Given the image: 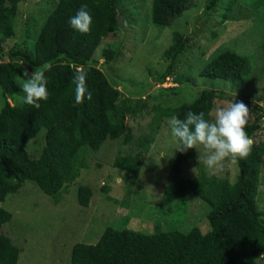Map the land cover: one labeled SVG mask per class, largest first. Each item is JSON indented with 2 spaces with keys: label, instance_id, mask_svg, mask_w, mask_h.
I'll use <instances>...</instances> for the list:
<instances>
[{
  "label": "rangeland",
  "instance_id": "rangeland-1",
  "mask_svg": "<svg viewBox=\"0 0 264 264\" xmlns=\"http://www.w3.org/2000/svg\"><path fill=\"white\" fill-rule=\"evenodd\" d=\"M58 1L19 0L14 35L5 42L3 50L19 48L33 53L40 30ZM208 1L192 0L190 7L166 28L152 24V0L119 1V29L102 40L94 58L98 62L95 67L105 73L129 107L124 124L132 138L127 144L123 137L106 140L98 151H84L79 177L61 190L57 204L32 181H26L17 193L6 197L2 207L12 217L0 227V233L20 249L17 264H71L73 245L97 243L107 227L139 235L193 227L202 234L210 230L207 205L191 195L182 182L196 175L194 161L199 163V155L203 159L206 150L203 146L193 148L194 161L173 171L172 162L180 144L173 141L167 123L173 115L166 111L192 103L203 89L228 93L232 98L216 101L213 110L235 100L243 102L250 112L247 124L261 125L252 137L253 146L264 144V0H217L205 15ZM174 32L190 38L171 73L159 83L156 78L168 65L163 53ZM107 48L118 54L105 65L102 52ZM224 51L249 57L252 68L246 83L201 76L204 67ZM24 70L18 64L13 72L18 93L5 98L0 89V110L5 102L15 106L23 103ZM44 132L24 146L32 159L41 155ZM144 136L153 141L142 155L141 171L131 174L115 168L113 163L118 156L139 154L138 141ZM262 155L256 202L264 228V145ZM200 164L209 176L227 178L231 183L237 178L236 163L225 161L223 170L215 173L202 160ZM81 185L92 190L86 207L77 202ZM262 256L264 253L258 255L256 264H264Z\"/></svg>",
  "mask_w": 264,
  "mask_h": 264
},
{
  "label": "trees",
  "instance_id": "trees-1",
  "mask_svg": "<svg viewBox=\"0 0 264 264\" xmlns=\"http://www.w3.org/2000/svg\"><path fill=\"white\" fill-rule=\"evenodd\" d=\"M120 0H59L49 15L35 42L33 53L19 48L3 50L5 42L14 35V23L19 0H0V89L9 98L19 92L13 72L21 64L29 73L36 68L45 71L48 98L36 109L23 103L20 106L5 102L0 110V227L11 220L2 207L10 194L17 193L26 181H32L57 204L59 193L78 177L83 162L80 156L87 149L98 151L106 140L123 137L127 144L132 135L126 128L129 107L121 101V92L105 73L95 67L94 58L102 40L118 29ZM192 0H152L151 22L166 28L186 11ZM217 0L205 5V15ZM86 4L92 17L88 33H80L69 25L70 17ZM189 36L174 32L170 46L163 55L168 61L164 73L156 78L163 83L171 73L176 58L185 50ZM107 48L102 52L104 64L117 57ZM264 59V44H263ZM5 60V61H4ZM47 65V68L44 66ZM252 65L249 57L232 51L219 53L202 70L201 76L225 82L246 83ZM74 69L85 72V85L92 99L81 103L75 100ZM173 90V89H169ZM180 90L177 89V92ZM176 92V93H177ZM232 98L228 93L203 89L190 104L166 111L183 120L188 112L213 111L218 100ZM255 107H258L254 105ZM261 125L252 122L245 131L254 137ZM44 132L45 146L37 159L24 148ZM153 138L144 136L138 141L137 155L118 156L113 163L117 169L138 174ZM261 144V143H260ZM261 145H254L249 155L236 162L235 182L209 176L202 164L195 162L194 149L177 151L173 171L190 160L196 175L183 180L185 188L207 205L206 218L210 230L202 234L199 228L182 231L170 229L149 235L130 234L107 227L95 244L76 243L71 250V264H256L264 253V228L260 221L256 197L263 161ZM106 191V189H104ZM92 190L84 185L77 189V202L86 207ZM20 249L0 233V264H17Z\"/></svg>",
  "mask_w": 264,
  "mask_h": 264
},
{
  "label": "clouds",
  "instance_id": "clouds-1",
  "mask_svg": "<svg viewBox=\"0 0 264 264\" xmlns=\"http://www.w3.org/2000/svg\"><path fill=\"white\" fill-rule=\"evenodd\" d=\"M92 23V17L86 4H83L69 19L70 27L80 33H88ZM47 67V65L44 66V68ZM86 75L85 72L74 69L73 83L75 84L76 103H81L85 97L88 100L92 99L91 92L85 85ZM21 79L23 80L21 90L24 94V103L39 109L41 102L48 98L45 71L38 67L29 73L25 69ZM249 113L248 107L243 102L235 100L209 112L210 119L205 118L204 112L190 111L183 120L172 116L167 123L173 141L182 145L180 151L193 148L198 150V146H203L207 155L203 159L199 155V163L202 160L206 168L215 173L223 170L225 161L234 164L249 155L254 143L245 131ZM261 259H264V256Z\"/></svg>",
  "mask_w": 264,
  "mask_h": 264
}]
</instances>
